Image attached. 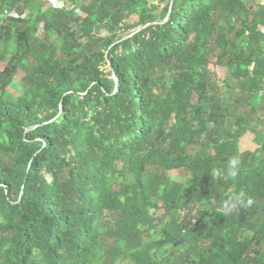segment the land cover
Instances as JSON below:
<instances>
[{
    "label": "trees",
    "instance_id": "16d2710c",
    "mask_svg": "<svg viewBox=\"0 0 264 264\" xmlns=\"http://www.w3.org/2000/svg\"><path fill=\"white\" fill-rule=\"evenodd\" d=\"M170 4L91 0L79 18L0 0V264H264V133L242 153L231 118L264 101V3L174 0L165 23ZM239 193L251 205L224 214Z\"/></svg>",
    "mask_w": 264,
    "mask_h": 264
},
{
    "label": "rangeland",
    "instance_id": "374dc122",
    "mask_svg": "<svg viewBox=\"0 0 264 264\" xmlns=\"http://www.w3.org/2000/svg\"><path fill=\"white\" fill-rule=\"evenodd\" d=\"M36 2L38 4H41L44 9L53 8L59 11H72L77 17L85 18L84 13L82 12V6H86L87 4L91 2V0H82L81 5H79L78 7H74L73 5H71L69 3V0H36ZM31 6L33 7V5ZM38 38L47 44H52L56 46L58 49L59 56L60 57L64 56L65 54V42L64 41L60 40L58 37L54 35H51V37H47L45 35L44 29L42 28L38 31ZM10 57L11 55L7 57L6 62L9 60ZM210 59H211V66L209 67L208 72L211 76V79L214 85L220 88L221 98L228 100L229 97L233 95V93H229L228 90H225V88L223 87L224 82H226L229 79L227 69L220 68V67L218 68L216 66V61H217L216 54L213 55ZM5 64L6 63L0 60V68L4 67ZM24 78H25V74L22 71H19L16 74V76L13 78L11 83L9 84V87L6 90L11 98H17L23 94ZM233 85L235 88V85H237L236 82H232L231 86ZM241 92H242L241 89L235 88L236 95H240ZM159 93L160 92H158V94ZM243 95L247 96L248 93L245 92V94ZM193 103L196 104L197 101L195 100ZM263 108H264V101H262V99L259 97H254L252 102L248 104L242 103V106L237 111L233 112V116L231 117L232 119L236 117H239V118L241 117L242 119H246L248 121L249 131L241 141L240 149L242 153L252 152L256 150L257 148L255 144L256 133H260V134L264 133V121L262 117ZM252 111H255L254 112L255 114H253ZM173 123H174V120H172L169 125L171 126ZM169 177L171 180L184 182L186 181L188 175H186V173L181 172L179 170H175L169 173ZM159 204H160V207H162V204L161 203ZM152 213L157 218H162L164 214V210L161 208L153 209ZM161 225H162V222H160L159 226L161 227ZM151 233L153 235L152 236L153 238L158 237L157 235L158 233L156 234L153 231ZM150 237L151 236H149L147 239L149 240ZM117 264H130V263L118 262Z\"/></svg>",
    "mask_w": 264,
    "mask_h": 264
},
{
    "label": "clouds",
    "instance_id": "9594fccd",
    "mask_svg": "<svg viewBox=\"0 0 264 264\" xmlns=\"http://www.w3.org/2000/svg\"><path fill=\"white\" fill-rule=\"evenodd\" d=\"M238 164L239 161L237 159H232L228 164V174L232 177H236L238 175ZM213 175H219L218 172L213 173ZM252 201L250 199H245L243 193L236 194L229 198L228 201L224 202L223 211L224 214H229L235 210H238L240 207H248L250 206Z\"/></svg>",
    "mask_w": 264,
    "mask_h": 264
},
{
    "label": "built area",
    "instance_id": "2783aa9c",
    "mask_svg": "<svg viewBox=\"0 0 264 264\" xmlns=\"http://www.w3.org/2000/svg\"><path fill=\"white\" fill-rule=\"evenodd\" d=\"M4 15H5V17H18L16 11H11V12H10V11H5ZM23 17H24V16H23ZM41 28L43 29V27L41 26V27L39 28V30H40ZM261 95L264 96V88H263V91L261 92Z\"/></svg>",
    "mask_w": 264,
    "mask_h": 264
},
{
    "label": "water",
    "instance_id": "95a60500",
    "mask_svg": "<svg viewBox=\"0 0 264 264\" xmlns=\"http://www.w3.org/2000/svg\"><path fill=\"white\" fill-rule=\"evenodd\" d=\"M173 1H174V0H171V4H170V6H169V11H168L169 14H168V17H167L165 23L168 22L169 19H170V16H171V14H170V13H171V5H172V2H173ZM180 243H182V242L177 243L176 246L179 245Z\"/></svg>",
    "mask_w": 264,
    "mask_h": 264
},
{
    "label": "crops",
    "instance_id": "0c3cea01",
    "mask_svg": "<svg viewBox=\"0 0 264 264\" xmlns=\"http://www.w3.org/2000/svg\"><path fill=\"white\" fill-rule=\"evenodd\" d=\"M260 3H264V0H259ZM264 33V31H263ZM263 52H264V47H263Z\"/></svg>",
    "mask_w": 264,
    "mask_h": 264
}]
</instances>
